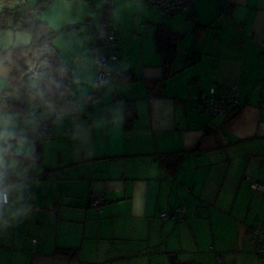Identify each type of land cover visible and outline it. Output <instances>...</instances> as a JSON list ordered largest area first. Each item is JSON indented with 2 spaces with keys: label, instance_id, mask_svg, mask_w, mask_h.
<instances>
[{
  "label": "crops",
  "instance_id": "0c3cea01",
  "mask_svg": "<svg viewBox=\"0 0 264 264\" xmlns=\"http://www.w3.org/2000/svg\"><path fill=\"white\" fill-rule=\"evenodd\" d=\"M105 7L118 30L122 83L107 96L90 90L100 102L78 117L42 122L51 135L35 143L32 211L0 230V264H215L216 253L222 264H264L249 236L264 230V192L254 186L264 184V0H194L169 17L146 0H49L38 20L58 33L71 72L96 58ZM15 13L1 15L14 23ZM160 24L183 36L163 81ZM29 43L24 33L0 48ZM231 83L242 107L230 117L210 120L192 104L198 91ZM117 103L122 123L97 127ZM178 152L187 154L171 176L159 159ZM94 196L107 203L93 207ZM179 206L182 221L159 218Z\"/></svg>",
  "mask_w": 264,
  "mask_h": 264
},
{
  "label": "clouds",
  "instance_id": "9594fccd",
  "mask_svg": "<svg viewBox=\"0 0 264 264\" xmlns=\"http://www.w3.org/2000/svg\"><path fill=\"white\" fill-rule=\"evenodd\" d=\"M40 63L42 69L33 71L19 87L12 83L14 65L0 56V230L32 211L30 174L37 168L35 143L43 135L42 122L50 119L59 125L78 117L88 104L100 102L90 90L103 89L107 96L122 83L120 73L114 75L102 58H95L83 72H69L61 63L53 66L46 57ZM18 103L26 107L19 108ZM123 118V106L117 103L96 126H119Z\"/></svg>",
  "mask_w": 264,
  "mask_h": 264
},
{
  "label": "trees",
  "instance_id": "16d2710c",
  "mask_svg": "<svg viewBox=\"0 0 264 264\" xmlns=\"http://www.w3.org/2000/svg\"><path fill=\"white\" fill-rule=\"evenodd\" d=\"M3 4L14 5L13 10L5 8L2 13L5 15L15 13L14 24L18 25L17 30L22 31L30 37L29 45L17 49L10 50H0V56H4L6 53H10L11 62L14 65V70L12 73L14 86L22 87L23 81L28 79L33 71H39L42 69L43 65L39 62L36 63L34 60L35 53L38 50H43L45 52L44 58H47V62L53 66L57 63L66 65L69 72H71L70 67L63 61L61 56L58 54L55 48V41L58 33L49 28L45 23L38 20L39 14L44 10L45 5L49 0H39L33 8H26L25 13L19 12V6L16 5L18 0H0ZM109 8H103V16L105 19L106 26L109 22L108 20ZM203 28H197L196 31H200ZM155 42L157 51L162 54L164 58V77L161 81L165 80L170 76V67L172 61L176 55V49L178 43L182 40L183 36L176 34L170 30V28L165 24H160L155 30ZM27 73V75H26ZM17 107L23 108L22 103H18ZM46 128L41 138L50 137L51 133L47 124H42ZM38 142V141H36ZM38 160L40 161L39 152L36 150ZM187 152H178L172 154H166L160 157L159 163L166 172L175 176L178 172V167L184 160ZM57 255L68 257L72 255L69 250H57Z\"/></svg>",
  "mask_w": 264,
  "mask_h": 264
},
{
  "label": "built area",
  "instance_id": "2783aa9c",
  "mask_svg": "<svg viewBox=\"0 0 264 264\" xmlns=\"http://www.w3.org/2000/svg\"><path fill=\"white\" fill-rule=\"evenodd\" d=\"M194 0H146L149 7L159 9L166 17L175 14H183L188 11ZM95 44L96 58H102L104 62L110 65L115 74L119 57L116 53L118 42V30L114 23H108L106 26L99 28L93 33ZM264 48V42L261 44ZM238 84L231 83L224 86H212L207 91L201 90L192 96V104L201 113L208 116L210 120L216 118H228L238 112L242 107V102L238 98ZM261 107H264V99L259 100ZM42 126L40 131H45ZM256 189L264 192V184L254 183ZM107 200L101 196H94L91 204L95 208H100L106 204ZM186 212L185 206H179L169 211L162 212L159 218L169 220L172 218L182 221ZM253 245V251L257 256L264 257V230L261 226L251 228L249 232ZM222 256L215 254V264H222Z\"/></svg>",
  "mask_w": 264,
  "mask_h": 264
},
{
  "label": "rangeland",
  "instance_id": "374dc122",
  "mask_svg": "<svg viewBox=\"0 0 264 264\" xmlns=\"http://www.w3.org/2000/svg\"><path fill=\"white\" fill-rule=\"evenodd\" d=\"M38 1L39 0H18V3L19 2L22 3L18 7L19 8V12L24 14L25 13V6L24 5H27L26 8L34 7ZM10 7H14V5L3 4L2 1H0V24L2 23V20H6V24L9 27V28L0 29V42H4L6 40L12 42V39H13L14 35L24 34V33H21L22 31H14V29L16 27H18V25L15 26V24L13 23V17H11V20H9V19H7V18H9V16L7 17V16H2L1 15L3 10H4V8L9 9ZM10 27H12V28H10ZM0 50H4V48H0ZM6 54H9L8 56L10 58V53L8 52Z\"/></svg>",
  "mask_w": 264,
  "mask_h": 264
},
{
  "label": "water",
  "instance_id": "95a60500",
  "mask_svg": "<svg viewBox=\"0 0 264 264\" xmlns=\"http://www.w3.org/2000/svg\"><path fill=\"white\" fill-rule=\"evenodd\" d=\"M45 52L43 50H38L35 53L34 60L36 63H39L44 58Z\"/></svg>",
  "mask_w": 264,
  "mask_h": 264
}]
</instances>
